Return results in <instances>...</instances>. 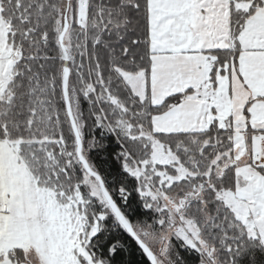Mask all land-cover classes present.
I'll list each match as a JSON object with an SVG mask.
<instances>
[{
  "label": "snow or ice",
  "instance_id": "6c2138e0",
  "mask_svg": "<svg viewBox=\"0 0 264 264\" xmlns=\"http://www.w3.org/2000/svg\"><path fill=\"white\" fill-rule=\"evenodd\" d=\"M0 264H264V0H0Z\"/></svg>",
  "mask_w": 264,
  "mask_h": 264
},
{
  "label": "trees",
  "instance_id": "16d2710c",
  "mask_svg": "<svg viewBox=\"0 0 264 264\" xmlns=\"http://www.w3.org/2000/svg\"><path fill=\"white\" fill-rule=\"evenodd\" d=\"M137 259H139V254H137Z\"/></svg>",
  "mask_w": 264,
  "mask_h": 264
}]
</instances>
